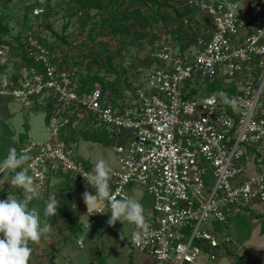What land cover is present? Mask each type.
<instances>
[{
	"label": "built area",
	"instance_id": "obj_1",
	"mask_svg": "<svg viewBox=\"0 0 264 264\" xmlns=\"http://www.w3.org/2000/svg\"><path fill=\"white\" fill-rule=\"evenodd\" d=\"M186 1L211 16L209 36H198L190 49L155 48L154 63L124 107L111 104L99 84L78 90L76 71L59 70L32 35L29 54L38 66L19 61L0 70V95L26 109L55 102L47 140L20 149L31 157L27 166L39 190L58 171L85 185L81 172L93 171L62 137L69 115L91 117L99 132L119 140L113 146L120 167L109 183L118 199L131 197L136 185L151 195L148 231L133 226L144 242L130 238L150 264H214L231 249L232 237L204 226L209 217L226 224L234 206L264 203V0ZM43 3L38 0L34 14L43 13ZM203 83L225 89L195 91ZM232 97L236 107L225 103ZM77 243L84 247L83 237Z\"/></svg>",
	"mask_w": 264,
	"mask_h": 264
},
{
	"label": "trees",
	"instance_id": "obj_2",
	"mask_svg": "<svg viewBox=\"0 0 264 264\" xmlns=\"http://www.w3.org/2000/svg\"><path fill=\"white\" fill-rule=\"evenodd\" d=\"M62 0L57 5L60 7ZM70 3H74L73 12L71 16L81 15V33L87 29V38L81 43L76 44V52L73 54L66 53L62 56L58 64V69H73L77 66L76 84L78 90L92 89L99 84L102 91L107 95L109 91V101L113 105H119L124 107L129 105L127 101H134L136 86H132V83H128L126 79L122 81L121 76L117 80H108L105 76L100 74L101 69L107 67V72H116L117 65L115 58L121 54L122 50L113 52L108 49V38H101L104 35H110V37L125 36L130 33L135 34L137 38L139 34L143 37L152 35V39L159 37L158 33L153 30L155 24L160 25L165 23L161 27L175 37V45L179 46L181 50L190 49L196 44L198 36H209V29L213 28L212 18L206 12L200 10L196 6H191L186 0L179 2H171V0H68ZM11 0H0V50L4 51L5 54L0 53V60H5V63H0V70L7 68L11 56L20 59L22 63L31 64L38 66L34 61V58L29 54V35L34 36L39 42L49 48L52 54L55 52L54 43L49 42L45 37L41 36L40 31L42 28V22L46 21V26L52 27L51 16L53 14L54 6L51 0H44L43 13L34 14L33 8L38 4V0H34L27 6H25V12L23 15V28L11 36V28L7 21V16L4 15L5 10L8 8ZM55 5V4H54ZM142 5L146 7L142 9ZM95 9L96 12L93 14L91 10ZM166 21V22H165ZM169 23V24H168ZM90 25L88 28H86ZM169 25V26H168ZM67 23L65 24V27ZM149 29V30H148ZM139 31H142L141 33ZM57 38L61 39L65 43L72 45L67 36L60 35L58 32ZM10 36L11 38H8ZM123 44H125L123 42ZM161 46V45H160ZM156 46V47H160ZM106 54H103V53ZM15 58V59H16ZM53 60H55L53 58ZM19 61H15L16 66L19 65ZM56 61V60H55ZM155 59L152 55H148L144 59L147 68L153 64ZM97 67V68H95ZM124 89L132 91L131 99H128L126 94H123ZM225 89L220 83H203L199 89L195 91L200 92H219ZM119 98V99H118ZM121 98V99H120ZM34 107H40L46 113L47 121L56 114L55 102L52 98H48L45 103L35 104ZM28 108L27 110H29ZM62 115H68L66 112ZM85 119L90 122L91 117L87 116H76L69 115V123L67 128L70 127V136L64 135L62 137L68 142L73 143L76 141L77 126L71 127L75 119ZM74 128L75 130L71 129ZM82 135L84 139L91 140L94 142H100L101 144L108 146L110 144L115 145L119 143L116 138L109 137L106 133H96L95 130L82 129ZM30 141L28 142V144ZM27 144V145H28ZM20 152V150H19ZM89 166V165H88ZM91 167V166H89ZM56 177H63L64 181L58 189L57 195L54 196L60 207L55 215L47 216L48 221L52 226L58 225L60 218L66 228L70 231L71 238H77L81 235L82 225L79 222L78 214L73 210L75 202L81 204L84 200L82 194L85 191L94 193V189L91 186H87L80 180L76 175L58 171L54 174ZM49 184V180L46 182L45 188L39 190L43 192ZM66 189V190H65ZM49 194V191H46ZM42 195L43 212L47 202L49 201L50 195ZM62 197L63 200L60 199ZM44 200V201H43ZM79 201V202H78ZM65 207L66 213L63 212ZM249 207V206H242ZM262 213H257L260 217ZM228 222V221H227ZM223 224V223H222ZM248 233V232H247ZM262 233L264 235V217L262 221ZM232 255L235 258L234 264H251L249 259L244 254H238L233 252L231 249H225L219 256L218 260L223 256ZM30 264V262H29ZM219 264V263H217Z\"/></svg>",
	"mask_w": 264,
	"mask_h": 264
},
{
	"label": "rangeland",
	"instance_id": "obj_3",
	"mask_svg": "<svg viewBox=\"0 0 264 264\" xmlns=\"http://www.w3.org/2000/svg\"><path fill=\"white\" fill-rule=\"evenodd\" d=\"M34 0H11L8 8L5 10L4 15L7 16L8 24L11 28V36H14L17 34L21 28H23V15L25 12V6L33 2ZM62 0H51L54 10L53 14L51 16L52 21V27L46 26L47 22H42V28L40 31L41 36L45 37L49 42L54 43L55 46V52L52 54V58H54L55 64L58 66L57 63L60 62L63 55L66 53L73 54L76 52V44H81L86 38H87V29L81 33L80 23H81V15H74L71 16L70 13L73 12V6L74 3H70L68 0H65L61 3V6L59 7L57 4L61 2ZM184 0H171V2H179ZM46 3V0H45ZM55 4V5H54ZM142 9L146 10V7L144 5L141 6ZM96 10L92 9L91 13H95ZM166 22V21H165ZM67 23V26L65 27V24ZM169 24V23H168ZM162 25H165V23H161L160 25L155 24L153 26V30L156 31L159 35V37H155L152 39V35L150 34L148 37H143L141 34L138 35L136 38L135 34H128L125 36H116V37H110V35H104L106 37L101 36V38H108V49L117 52L119 50H122L121 54L117 55L115 58V63L117 65L116 72H107V67H104L101 69L100 74L102 76H105L108 80H117L120 76L122 81L124 79L127 80L128 83H132V86H138L142 84V82L145 80L146 74H147V64L144 63V59L148 55H152L153 57V51L156 46L164 45L166 43H174L175 44V37L168 33L164 27H161ZM90 25H88L86 28H88ZM169 26V25H168ZM149 30V29H148ZM55 32H58L60 35L67 36L69 42L72 44L65 43L61 39L57 38V34ZM140 33L142 31H139ZM8 38H11L10 36H7ZM123 42L125 44H123ZM1 54H5L4 51ZM103 54H106L105 52ZM16 58V57H15ZM14 56H11L8 65H16L15 61H19L20 59H15ZM154 63V61L152 62ZM83 67L84 66H77ZM76 67V68H77ZM76 68H73V70H77ZM97 68V67H95ZM85 69V68H84ZM80 80V77H76V79ZM110 89L107 90L109 93ZM107 93V96L110 95ZM111 93V91H110ZM123 94H126L128 96V99H131L132 91L129 89H124ZM15 99V98H14ZM11 101L10 109H16V113L14 116L11 117V120H8V123H11L13 127L18 128L19 136L20 132L22 131V125L19 121V118L21 122L23 121L24 113L28 112L30 110L31 116L34 117V121L32 123H35V125L32 127L33 130L29 134L32 138V140L36 142H43L47 140L49 133L47 131V118L46 113L44 110H34L33 108H30L29 110L21 109L20 104L16 99ZM119 99V98H118ZM121 99V98H120ZM26 111V112H25ZM2 113V110H0ZM75 119L71 125V127H78L77 135H76V141L73 142L74 145V151L77 155H80L84 162L87 165H92L94 168V165L97 160L104 159L105 162L108 164V166L111 169L120 167L119 163V156L118 153L115 150V147L113 144H110L108 146H105L101 144L100 142H94L91 140L84 139L82 135V129L85 130H95L96 133H99V130L96 129L93 126L92 121H88L85 119ZM23 124V123H22ZM75 130L74 128H71ZM15 131V130H14ZM70 127L66 128V133L64 135L70 136ZM16 133V132H14ZM23 133L28 134L29 132L23 131ZM17 135V133H16ZM91 166V167H92ZM64 181L63 177H52L51 179V186L54 188L52 189V193L56 196L59 187L61 186V183ZM59 186V187H58ZM133 187V188H132ZM51 188V187H49ZM131 193L135 198H139L142 196H145L147 198L148 203L152 204L151 201V195L142 187L140 186H130ZM66 190V189H65ZM43 196L48 194L47 192L42 193ZM49 195V194H48ZM61 200L62 197H60ZM44 201V200H43ZM79 202V201H78ZM42 205L43 202H40L37 205ZM77 204V202H75ZM78 205V204H77ZM77 205L74 206L73 210H76L78 207ZM63 207V206H62ZM65 211V207H63V212ZM262 213L260 217L257 216V213ZM66 213V212H64ZM100 214V213H97ZM264 217V203L260 201L253 202L249 207H242V206H234L229 214H228V222L226 224L219 223L215 220V217L211 215L209 217L208 222L204 224V226L216 229L219 231L220 234H229L232 237V244L231 250L233 252H237L239 255L244 254L249 259V262L251 264H264V235L262 233V221ZM60 224L56 225L53 228L60 229V231L66 229L65 224L62 221V218L59 217ZM45 220H43L44 222ZM120 222V221H118ZM87 225L88 222H85ZM122 231L124 229V225L120 222ZM131 231V226L126 225L125 226V232ZM248 232V233H247ZM61 233V232H59ZM102 237L105 239L109 238V241L111 242L110 245H113V247H116L114 244L117 245L116 238L111 237V235L106 232ZM103 238V239H104ZM104 239V240H105ZM114 242V244H112ZM116 242V243H115ZM102 246V245H100ZM130 246V245H129ZM132 246H130L131 248ZM133 248V247H132ZM104 247H101L99 250V256L101 258L108 257L105 264H112L111 262L117 261V264L120 262L117 259H115L119 255H123L122 253L116 254V252H106ZM136 249L133 248L132 254L135 255ZM130 253V257L132 256ZM108 255V256H106ZM100 259H98V262H95L93 264H97L100 262ZM119 259V258H118ZM113 260V261H112ZM234 264L235 258L232 255L223 256L219 260H216L214 264Z\"/></svg>",
	"mask_w": 264,
	"mask_h": 264
},
{
	"label": "clouds",
	"instance_id": "obj_4",
	"mask_svg": "<svg viewBox=\"0 0 264 264\" xmlns=\"http://www.w3.org/2000/svg\"><path fill=\"white\" fill-rule=\"evenodd\" d=\"M5 62L0 60V63ZM219 95L226 94L220 92ZM225 103L236 107L238 100L235 97L226 98ZM30 160L31 157L27 152L22 150L18 153L12 146L8 148L7 155L0 160V170H11L14 173L10 180L11 185L23 189L26 193L22 198L8 197L0 200V264H29L32 254L29 242L37 243L42 236L52 232V226L47 222L41 227L38 210L29 207L30 201L39 195V186L35 184L34 176L29 175V167L25 166ZM80 175L83 176L87 186L95 189L94 194L89 191L82 194L88 212L107 207L111 212L108 224L115 225L120 221L124 225L122 240L126 236V225L143 229L145 233L148 231L142 204L130 196H122L118 199L113 193L109 183L113 171L104 159L96 161L93 171L81 172ZM59 207L57 199L54 196L50 197L45 207V217L55 215ZM132 239L136 244L144 242L142 235L136 231L132 232Z\"/></svg>",
	"mask_w": 264,
	"mask_h": 264
},
{
	"label": "crops",
	"instance_id": "obj_5",
	"mask_svg": "<svg viewBox=\"0 0 264 264\" xmlns=\"http://www.w3.org/2000/svg\"><path fill=\"white\" fill-rule=\"evenodd\" d=\"M13 99L14 98L10 95H0V110H2V113L0 112V160H2L7 155V150L10 146L15 147L17 149V152L19 153V150L21 148L25 147L29 141H32V138L29 134L32 132V127L35 125V123H32V121H34V117L30 115V110L28 112L25 111L26 113H24L22 122L19 118V121L23 126L21 129L22 131L20 132V136L18 128L13 127L11 123H8V120H11V117L14 116L17 111L16 109H10V104ZM21 109L25 108L20 104V108L18 110L21 111ZM33 109L42 110L40 107H34ZM23 131L29 133L26 134L23 133ZM14 132H16L17 135ZM25 166H27V164ZM115 169L117 168H114L112 170ZM13 174L14 173L11 170H0V200L7 199L8 197L22 198L24 195H26L23 189L11 185L10 180ZM52 177L54 178L56 176L53 174ZM52 177L49 179V184L46 189L43 192L39 191V195L34 197L29 204L30 208L34 207L38 210L40 215L41 227H43V224L45 222L49 224L50 222L44 215V212L42 210L43 205L37 204L42 202V193L46 191H49L50 197H53L52 195H54V193H52L51 190L54 188L51 186L52 184H50ZM129 192L131 194V197H134L131 193V188H129ZM135 199H137L142 204L144 211H147L151 208L152 204L148 203L149 200L145 198V196ZM77 206L78 207L74 211L76 212V214H78L79 222L82 225V232L79 237H83L84 247H80L78 245L77 240L79 237H70V231L67 228L65 229V231H60V229H57V227L55 229L50 224L52 226V232L50 234H45L44 236H42L40 241L37 243L29 242V247L32 249V254L29 260L30 264H93L95 262H98V259L101 258L98 257V253L100 251L99 249L101 247H104L106 252L115 251L116 254L117 252L122 253L123 255H119L115 258L120 261L118 264H150L151 258L148 254L138 250L134 252L135 255L132 254L133 248H130V238L132 232L134 231L133 225H130L131 231H127L125 238L122 240V228L120 222L117 221L115 225L108 224L111 212L107 207H105L104 212L97 214L94 210L88 212L84 201ZM43 220L45 221L43 222ZM85 222H88V224L86 225ZM106 232H108L111 237L118 239L116 241L117 245L114 244V242L112 243L116 247L110 245L111 242L109 241V238L105 239L104 237H102ZM130 253L132 254L131 257ZM107 259L109 258H101L100 262L97 264H105L106 262H108L106 261ZM111 263L117 264V261H113Z\"/></svg>",
	"mask_w": 264,
	"mask_h": 264
}]
</instances>
